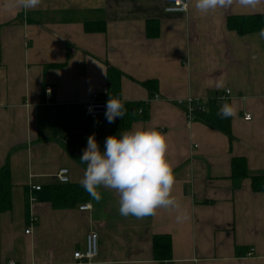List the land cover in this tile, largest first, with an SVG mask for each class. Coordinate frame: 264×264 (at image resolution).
<instances>
[{
	"label": "crops",
	"instance_id": "0c3cea01",
	"mask_svg": "<svg viewBox=\"0 0 264 264\" xmlns=\"http://www.w3.org/2000/svg\"><path fill=\"white\" fill-rule=\"evenodd\" d=\"M173 1L42 0L25 12L6 11L0 0V169L9 164L13 195L12 208L0 213V264H78L74 253L85 250L89 232L98 233L99 250L83 264H164L155 258L157 235L172 238L167 261L264 264V192L249 178L238 185L231 178L236 157L264 175V39L227 24L231 16L264 15V3L232 0L201 14L185 0L187 12L167 13ZM88 23L105 30L88 32ZM109 66L123 73V101L151 99L148 119L129 129L124 117L109 124L84 109L94 94L109 98ZM150 80L158 81L154 94ZM228 89L224 103L237 114L221 119ZM189 98L205 106L202 116L189 118ZM149 127L167 136L178 209L124 217L118 194L103 187L99 201L89 194L79 205L53 206L61 167L70 168L69 184H80L90 135L103 151L108 136ZM84 204L91 209L80 210ZM181 213L187 219L177 222Z\"/></svg>",
	"mask_w": 264,
	"mask_h": 264
},
{
	"label": "clouds",
	"instance_id": "9594fccd",
	"mask_svg": "<svg viewBox=\"0 0 264 264\" xmlns=\"http://www.w3.org/2000/svg\"><path fill=\"white\" fill-rule=\"evenodd\" d=\"M243 7L256 8L264 0H238ZM232 0H195V8L208 14L217 8L230 7ZM42 0H4L3 9L34 11ZM264 39V28L258 33ZM218 87H223L220 83ZM91 110V109H90ZM127 110L119 98L109 95L105 117L109 124L123 118ZM235 105L222 103L217 111L221 119L234 117ZM167 136L155 128H133L119 136H108L100 149L95 134L87 139V147L80 157L86 170L81 186L97 201L101 199L98 188L115 191L119 196V214L142 219L154 216L158 209H178V201L172 196L175 182L173 167L166 158ZM177 222L187 219V213L176 217Z\"/></svg>",
	"mask_w": 264,
	"mask_h": 264
},
{
	"label": "trees",
	"instance_id": "16d2710c",
	"mask_svg": "<svg viewBox=\"0 0 264 264\" xmlns=\"http://www.w3.org/2000/svg\"><path fill=\"white\" fill-rule=\"evenodd\" d=\"M105 23H88V32L104 31ZM228 27L244 35L259 32L264 28V15H241L228 18ZM153 36L159 35V27ZM123 73L113 66L108 67V92L109 95L119 98L127 110L124 116L125 129H129L131 124L137 120H147L149 117L148 107L145 102L129 103L121 98V82ZM151 94L158 90V81L150 80L145 83ZM201 116L203 114L199 113ZM202 118V117H201ZM234 184L238 185L243 179H251L252 188L256 192H264V175H254L248 170L247 160L236 157L232 160V175ZM89 193L81 184H58L53 186L52 203L55 208H69L84 203ZM13 195L11 183V170L9 164H5L0 169V213L9 211L12 208ZM155 258L165 262L172 258V238L169 235H157L154 237Z\"/></svg>",
	"mask_w": 264,
	"mask_h": 264
},
{
	"label": "built area",
	"instance_id": "2783aa9c",
	"mask_svg": "<svg viewBox=\"0 0 264 264\" xmlns=\"http://www.w3.org/2000/svg\"><path fill=\"white\" fill-rule=\"evenodd\" d=\"M165 11L167 13H184L187 12L188 9L185 5L184 0H174L173 3H170L166 5ZM231 94V90H227L226 93L220 98L221 102L224 103V100L228 98V96ZM194 105L197 109V112L203 113L205 112V106L200 101L193 100ZM88 111L92 115V117H96L98 114L105 112L106 110V104L101 103H91L87 107ZM91 109V110H90ZM245 120L250 121L252 120V115L247 113L244 116ZM70 168L68 167H61L58 172L56 173V179L61 184H66L70 182ZM35 189H40V186H35ZM91 209V205L84 204L80 206V210L82 211H89ZM30 228L26 230L27 233L30 232ZM98 236L96 233H88L86 237V248L83 251H77L74 253V258L77 260L78 264L83 263H90L94 261V259L98 255ZM10 264H14V262H11ZM164 264H189L186 262L180 263L175 261H166Z\"/></svg>",
	"mask_w": 264,
	"mask_h": 264
},
{
	"label": "bare ground",
	"instance_id": "6f19581e",
	"mask_svg": "<svg viewBox=\"0 0 264 264\" xmlns=\"http://www.w3.org/2000/svg\"><path fill=\"white\" fill-rule=\"evenodd\" d=\"M184 2H185V5H186V7H187V9H189V5H188V2L187 1H185L184 0ZM173 3V2H172ZM51 89H48V91H50ZM225 94V93H224ZM223 94V95H224ZM222 95V96H223ZM229 97V96H228ZM107 100L108 99H103L99 94H94L93 96H92V98L90 99V101H88V102H86L85 103V105H84V109L86 110V112L92 117V115L90 114V112L88 111V109H87V107L91 104V103H101V104H106L107 103ZM193 98H189L188 100H187V103L189 104V109H188V115H189V118L190 119H193L194 118V116L196 115V113H198L197 112V109H196V107H195V105H194V102H193ZM226 100V99H225ZM225 100H224V102H225ZM150 101H151V99H149V100H147V101H145V103H146V105L148 106L149 104H150ZM196 101V100H195ZM221 102V101H220ZM181 103V102H180ZM222 103V102H221ZM106 111V110H105ZM101 115H105V112H103V113H100V114H98L96 117H92V118H98V117H100ZM253 118V117H252ZM70 183V182H69ZM69 183H66V184H69ZM39 190V189H38ZM82 206V205H81ZM92 233V232H91ZM93 233H96V232H93ZM97 234V236H98V241H99V235H98V233H96Z\"/></svg>",
	"mask_w": 264,
	"mask_h": 264
}]
</instances>
